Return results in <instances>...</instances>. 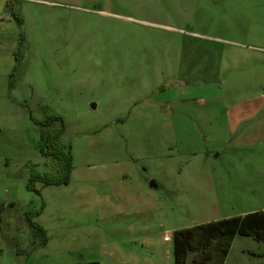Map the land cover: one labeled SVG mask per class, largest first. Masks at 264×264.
<instances>
[{"label": "rangeland", "instance_id": "374dc122", "mask_svg": "<svg viewBox=\"0 0 264 264\" xmlns=\"http://www.w3.org/2000/svg\"><path fill=\"white\" fill-rule=\"evenodd\" d=\"M53 117L74 168L31 192ZM261 210L264 0H0V264H175L174 231Z\"/></svg>", "mask_w": 264, "mask_h": 264}, {"label": "trees", "instance_id": "16d2710c", "mask_svg": "<svg viewBox=\"0 0 264 264\" xmlns=\"http://www.w3.org/2000/svg\"><path fill=\"white\" fill-rule=\"evenodd\" d=\"M57 121L61 122V128L56 132L48 131L47 128ZM39 124L43 128L40 151L49 159L50 171L32 172L27 184L31 192H38L34 187L36 183L56 187L68 184L74 168L71 150L62 141L64 126L61 118L53 117ZM32 227L36 229L35 224ZM236 236L251 237L264 243V210L175 231V264H224Z\"/></svg>", "mask_w": 264, "mask_h": 264}, {"label": "water", "instance_id": "95a60500", "mask_svg": "<svg viewBox=\"0 0 264 264\" xmlns=\"http://www.w3.org/2000/svg\"><path fill=\"white\" fill-rule=\"evenodd\" d=\"M150 187H151V188H156V187H157V185H156V183H154V182H151V183H150Z\"/></svg>", "mask_w": 264, "mask_h": 264}, {"label": "built area", "instance_id": "2783aa9c", "mask_svg": "<svg viewBox=\"0 0 264 264\" xmlns=\"http://www.w3.org/2000/svg\"><path fill=\"white\" fill-rule=\"evenodd\" d=\"M165 241H170V238H168V237H165Z\"/></svg>", "mask_w": 264, "mask_h": 264}, {"label": "crops", "instance_id": "0c3cea01", "mask_svg": "<svg viewBox=\"0 0 264 264\" xmlns=\"http://www.w3.org/2000/svg\"><path fill=\"white\" fill-rule=\"evenodd\" d=\"M261 211H263V210H261ZM251 213V212H250ZM248 214V213H247ZM245 215V214H244ZM187 229V228H186ZM180 230H182V229H180ZM177 231V230H176ZM175 232V231H174ZM166 242H169V241H166Z\"/></svg>", "mask_w": 264, "mask_h": 264}]
</instances>
